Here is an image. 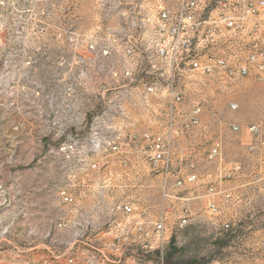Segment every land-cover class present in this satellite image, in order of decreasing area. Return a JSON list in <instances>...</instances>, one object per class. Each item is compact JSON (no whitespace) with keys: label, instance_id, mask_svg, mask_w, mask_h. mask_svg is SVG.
Wrapping results in <instances>:
<instances>
[{"label":"built area","instance_id":"2783aa9c","mask_svg":"<svg viewBox=\"0 0 264 264\" xmlns=\"http://www.w3.org/2000/svg\"><path fill=\"white\" fill-rule=\"evenodd\" d=\"M50 1L0 0V31L14 32L0 41L1 48L10 47L8 55L0 56V95L13 92V85L4 84L10 77L21 86L29 76L25 68L33 69L35 78L42 67L51 82L61 80L58 87L67 96L72 79L97 80L94 89L85 90L95 101L80 116L92 129L82 141L88 147L65 169L66 183L56 190L64 205L58 227L67 235L65 252L58 256H64L63 264H165L171 234L191 215L192 198L181 192L197 181L196 173L177 167L184 150L174 153L172 146L212 125H205L201 114L208 109L214 115L213 101L201 96L224 91L213 89L214 84L264 78V0H94V32L80 40L81 53L73 48L70 6L53 2L48 10L40 5ZM46 12L51 21L53 16L67 19L63 54L47 56L44 66L36 65L44 59L23 55V32L41 30ZM12 65L14 74L8 71ZM226 106L238 107L234 102ZM230 127L240 130L236 124ZM247 131L256 135L259 126L251 124ZM75 145L66 138L54 154L69 162ZM220 149L221 142L213 139L208 159L219 157ZM133 159L143 167L133 166ZM125 171L145 178L156 174L158 201L115 194L119 187H136L132 181H109ZM137 187L143 195L149 184ZM208 191L219 190L210 185ZM222 195L231 201L228 190ZM209 208L218 211L214 203Z\"/></svg>","mask_w":264,"mask_h":264},{"label":"rangeland","instance_id":"374dc122","mask_svg":"<svg viewBox=\"0 0 264 264\" xmlns=\"http://www.w3.org/2000/svg\"><path fill=\"white\" fill-rule=\"evenodd\" d=\"M53 2L70 6L73 39L77 40L73 48L83 52L80 40L91 36L96 23L94 0H51L40 5L49 10ZM65 18L53 16L51 21L46 12L41 30L24 31L23 55L44 60L61 56ZM51 22L60 26L50 30L47 24ZM12 34L0 31V41L12 38ZM9 49L0 46V56L8 55ZM43 62L36 65H47V60ZM8 71L14 74L15 66ZM23 71L29 76L20 80L21 86L10 77L4 84L13 85V92L0 95V264H63L64 256L58 255L65 252L67 235L64 227H58L64 205L56 190L66 183L65 169L88 147L82 141L92 129L88 122H80V116L95 101L85 90L94 89L97 80L72 79V92L67 96L58 87L61 80L51 82L42 67L35 78L30 76L33 69ZM36 86L39 94H34ZM212 88L224 90L201 96L213 101L214 115L208 109L201 114L205 125H212L183 136L172 146L174 153L184 150L177 167L196 173L197 181L181 192L192 198L191 215L187 225L171 234L164 262L264 264V78L249 76L231 86L214 84ZM227 102L236 103L237 109L227 108ZM233 124L240 127L238 132L231 129ZM251 124L259 126L258 134L247 131ZM66 138L76 141L69 162L54 154V148ZM213 139L221 142L220 156L208 159ZM136 161L132 160L133 166L143 167ZM155 175L145 178L125 171L114 173L109 181L125 185L132 181L136 187H119L115 194L135 199L145 195L155 204L159 198ZM224 180L230 182L224 184ZM139 183L149 184L143 195ZM210 185L219 191L209 193ZM223 190L231 193V201H224ZM210 203L218 207L217 212L210 210Z\"/></svg>","mask_w":264,"mask_h":264},{"label":"crops","instance_id":"0c3cea01","mask_svg":"<svg viewBox=\"0 0 264 264\" xmlns=\"http://www.w3.org/2000/svg\"><path fill=\"white\" fill-rule=\"evenodd\" d=\"M229 182H230V180H224V184H227Z\"/></svg>","mask_w":264,"mask_h":264}]
</instances>
